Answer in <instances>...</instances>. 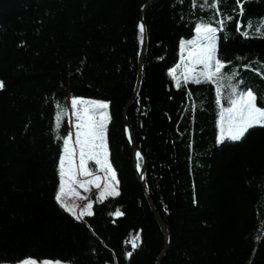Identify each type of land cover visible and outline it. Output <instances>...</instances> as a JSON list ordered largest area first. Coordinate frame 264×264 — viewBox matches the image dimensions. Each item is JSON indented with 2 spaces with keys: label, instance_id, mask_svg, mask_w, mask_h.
Wrapping results in <instances>:
<instances>
[{
  "label": "trees",
  "instance_id": "1",
  "mask_svg": "<svg viewBox=\"0 0 264 264\" xmlns=\"http://www.w3.org/2000/svg\"><path fill=\"white\" fill-rule=\"evenodd\" d=\"M149 2L0 0V264L24 258L157 264L164 235L138 180L123 114L139 75L142 15L148 49L128 120L169 230L161 264H185L181 248L189 232L205 258L238 260L253 249L248 264H264V126L242 141L218 143L215 85L190 82L177 89L169 74L181 59V42L212 13L193 8L191 0ZM241 2L243 16L236 0H221L220 12L233 20L219 34L218 56L246 73L264 107V39H246L236 28L237 21L245 25L241 31L249 21L255 27L264 0ZM92 32L113 40L91 58L79 56L77 45ZM73 97L110 103L107 143L120 192L102 203L94 195L93 215L79 221L55 200ZM58 111L68 115L57 131Z\"/></svg>",
  "mask_w": 264,
  "mask_h": 264
},
{
  "label": "snow or ice",
  "instance_id": "2",
  "mask_svg": "<svg viewBox=\"0 0 264 264\" xmlns=\"http://www.w3.org/2000/svg\"><path fill=\"white\" fill-rule=\"evenodd\" d=\"M192 7L199 6L202 10H209L212 15L208 20L201 19L195 25V37L188 41H182L181 62L169 70V74L175 81L177 89L188 83H211L215 85L217 103L220 106L219 137L218 143L227 141H242L250 129L256 126H264V107L257 105V96L252 88L243 80H238V72L225 73L224 69L232 62L222 60L218 56L219 34L225 31L226 22H231V14L224 16L220 12L221 0H191ZM239 16H243L244 8L241 0H236ZM141 42L145 33V24L138 25ZM237 31L246 39L259 37L264 39V20L259 21L255 27L251 21L245 25L240 21L236 23ZM254 29V30H253ZM247 67V65H244ZM228 95L224 96L225 81ZM231 81H235L232 83ZM4 82L0 80V89L4 88ZM191 98V93H189ZM225 102L227 107H225ZM59 107V106H58ZM109 102L104 100H89L82 97L71 98L72 115L75 117L74 134L69 131L63 139V154L59 158L58 172L59 185L55 194V200L60 207L70 213L76 220H82L86 216L93 215L94 201L88 200L81 208L74 203L65 200V194L79 193L77 188L89 192L92 186L98 190L96 199L103 202L108 197L118 196L119 180L117 173L109 159L107 143V126L111 117L108 112ZM67 112L56 113V129H60L62 116ZM72 123L71 118L69 120ZM74 137V138H73ZM58 138H61L58 136ZM129 139L131 135L129 134ZM138 159L143 157L136 153ZM92 161L97 166V171H91L88 167ZM83 177L84 179H81ZM115 215H122L116 212ZM138 245L133 240V248ZM130 257L131 252L127 253ZM20 264H38L33 258H24ZM43 264H62L61 261L44 260Z\"/></svg>",
  "mask_w": 264,
  "mask_h": 264
},
{
  "label": "rangeland",
  "instance_id": "3",
  "mask_svg": "<svg viewBox=\"0 0 264 264\" xmlns=\"http://www.w3.org/2000/svg\"><path fill=\"white\" fill-rule=\"evenodd\" d=\"M259 18H262V20H264V15L259 17ZM112 28L114 30V27H112ZM87 31L89 32V29H87ZM100 35L101 34H94L93 32H92V34H88L87 41L86 42H82L81 44L77 45V47H76L77 54L80 56V55H83V54L87 53L89 55V58H91L97 51H99L101 48H103V47L107 46L108 44H110L111 41L113 40L112 39L113 36H111V38H109V35L108 36H103V35L100 36ZM95 36H97V37H95ZM194 37H192L190 39H184L183 41L191 40ZM96 38H99L101 41H99ZM96 40H98V41H96ZM180 62H181V59H180V61L177 64H179ZM176 65H174L173 67H175ZM229 66L224 69L225 73L231 74L233 72H238L239 75H238L237 79L238 80H243V81H245L247 83V80L245 78L246 77V73H243L241 70H239L238 67L237 68L236 67L229 68ZM231 82L235 83V81H231ZM228 83H229V80L226 79L225 88H224V92H223L224 96L228 95V90H227V84ZM84 99L99 100V99H91V98H84ZM224 106L227 107V103L226 102H225ZM69 107H70L69 108V111H70L69 115H70V118H71V121H72V123H70V125H71V128H72V132L74 134L75 117H74V115H72L71 101L69 102ZM109 107H110V103H109ZM108 112H109V115H110L109 109H108ZM109 159H110V156H109ZM88 167H89V169L91 171H97V166L92 161L89 162ZM81 179H84V178L81 177ZM76 191L79 193V195H76V194H74L72 192H67L65 194L64 198H65V200L68 203L77 204L81 208H83L86 205L88 200L93 201L92 199H93L94 195H96V196L98 195V190L95 188V186H92L91 190L89 192H85L82 188H77ZM84 196H87L88 200L83 199ZM252 252H253V249L250 250L249 256L244 257L242 259H238V260H235L233 258L232 259L231 258H224V259L220 258V259H214V260L213 259H209V258H205L203 256L201 250H200V246L198 244V241L196 240V238L190 232L185 236V239L182 242V248H181V253H182V256H183V258L185 260V264H248V260L250 259ZM44 260H50V261H57L58 260V261H61L62 264H72L70 262H65V261H62V260H59V259H43L41 261H38V264H43ZM16 264H20V262L16 263Z\"/></svg>",
  "mask_w": 264,
  "mask_h": 264
},
{
  "label": "water",
  "instance_id": "4",
  "mask_svg": "<svg viewBox=\"0 0 264 264\" xmlns=\"http://www.w3.org/2000/svg\"><path fill=\"white\" fill-rule=\"evenodd\" d=\"M157 0H150V2L147 4V7L150 6L151 4L155 3ZM146 8V7H145ZM145 10L143 11L144 14ZM141 22H143L145 24V20H144V16L142 15V20ZM147 49H148V31H147V26L145 24V33H144V38H143V43H142V48H141V54H140V58H139V75H138V80H137V85L135 88V91L133 93L132 98L130 99V101L127 103L125 109H124V119H125V126H126V132H127V137L129 140V143L131 145V149H132V153H133V163H134V167L136 169L137 172V177L138 180L145 192V195L147 197V200L150 204L151 210L157 220V222L159 223L163 235H164V244H163V248L158 256L157 259V264H161L163 258L165 257L168 248H169V230L168 227L165 223V221L163 220V218L161 217V215L159 214L154 202H153V198L151 196L149 187L147 185L146 182V178H145V174H146V167H147V160L146 157L143 153L142 148L140 147L139 143L137 142L133 130L130 126L129 120H128V112L130 107L132 106L133 102L135 101V99L137 98L138 92L140 91L141 85H142V80H143V66H144V62H145V58H146V54H147ZM129 134L131 135V139H129ZM139 152L141 154V156L143 157V166L142 168L140 167L139 164V159L136 156V153ZM139 243H140V237L137 238V247L136 249L139 247Z\"/></svg>",
  "mask_w": 264,
  "mask_h": 264
}]
</instances>
